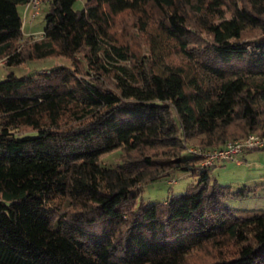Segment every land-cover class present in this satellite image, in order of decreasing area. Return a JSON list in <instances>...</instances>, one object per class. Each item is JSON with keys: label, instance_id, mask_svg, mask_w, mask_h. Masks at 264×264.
I'll use <instances>...</instances> for the list:
<instances>
[{"label": "trees", "instance_id": "trees-1", "mask_svg": "<svg viewBox=\"0 0 264 264\" xmlns=\"http://www.w3.org/2000/svg\"><path fill=\"white\" fill-rule=\"evenodd\" d=\"M31 1L0 0L1 64L70 63L0 79V264H264V211L222 200L253 189L187 151L264 137V0H43L37 37Z\"/></svg>", "mask_w": 264, "mask_h": 264}, {"label": "rangeland", "instance_id": "rangeland-1", "mask_svg": "<svg viewBox=\"0 0 264 264\" xmlns=\"http://www.w3.org/2000/svg\"><path fill=\"white\" fill-rule=\"evenodd\" d=\"M85 0H75L74 7L81 9ZM43 0L33 15L35 8L19 5L18 10L22 15L23 25L26 29L30 27V33L35 37L39 36L45 24L44 14L47 5ZM24 11L27 12L25 17ZM31 21V22H30ZM28 30V29H27ZM28 32V31H26ZM0 62V79L9 72H14L18 76L36 72L40 69L48 68L56 63L69 64L70 60L66 58H45L40 60L27 61L20 66H6ZM119 157V150H113L101 158V162L112 165ZM240 163L227 161L221 164H215L210 168L212 182L221 185H228L232 189H253L245 195L228 196L223 198V203L230 208V211L236 216H246L252 213L264 211V148L252 149L240 155ZM197 176L189 175L184 172H176L169 179L159 180L149 183L141 193L145 201H163L172 195L181 194L186 186L194 182Z\"/></svg>", "mask_w": 264, "mask_h": 264}, {"label": "built area", "instance_id": "built-area-1", "mask_svg": "<svg viewBox=\"0 0 264 264\" xmlns=\"http://www.w3.org/2000/svg\"><path fill=\"white\" fill-rule=\"evenodd\" d=\"M33 7L38 8L39 0H32ZM264 148V137L250 133L245 137L228 141L223 147L204 149L200 146H189L187 151L202 157V165L211 166L219 162L233 161L248 150Z\"/></svg>", "mask_w": 264, "mask_h": 264}, {"label": "crops", "instance_id": "crops-1", "mask_svg": "<svg viewBox=\"0 0 264 264\" xmlns=\"http://www.w3.org/2000/svg\"><path fill=\"white\" fill-rule=\"evenodd\" d=\"M45 4V3H44ZM26 15H27V12L25 13V17H26ZM31 22V21H30ZM28 29V30H27ZM26 29V25H22V30H23V34L25 35V36H27V35H31L32 33H30V27H28ZM26 31H28V32H26ZM246 152V151H245ZM244 153V152H243ZM242 153V154H243ZM241 160H242V158L240 157L239 159H237V160H233L234 162H236V163H240L241 162ZM221 163H224V162H219L218 164H221Z\"/></svg>", "mask_w": 264, "mask_h": 264}]
</instances>
